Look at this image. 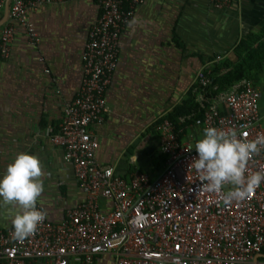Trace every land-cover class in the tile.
<instances>
[{
    "label": "built area",
    "instance_id": "1",
    "mask_svg": "<svg viewBox=\"0 0 264 264\" xmlns=\"http://www.w3.org/2000/svg\"><path fill=\"white\" fill-rule=\"evenodd\" d=\"M55 1L72 0H13L0 33V61L10 54L12 24L37 43L28 11ZM93 1L100 16L81 57V87L51 137L72 164L87 204L60 223L45 219L22 241L13 237V228L0 229V264H94L104 254H112L115 264H264V181L245 200L225 205L223 192L204 190L206 182L189 167L198 154L186 134L215 127L233 129L246 140L264 135L259 90L248 79L220 90L207 71L199 73L192 88L197 112L179 117L177 127L164 118L154 128L162 172L156 178L141 172L128 179L116 175L95 162L98 141L91 129L107 113L105 92L116 67L119 35L143 0ZM206 1L217 9L230 4ZM257 171H264V148L249 161L246 176ZM99 198L110 201V210H98Z\"/></svg>",
    "mask_w": 264,
    "mask_h": 264
},
{
    "label": "crops",
    "instance_id": "2",
    "mask_svg": "<svg viewBox=\"0 0 264 264\" xmlns=\"http://www.w3.org/2000/svg\"><path fill=\"white\" fill-rule=\"evenodd\" d=\"M12 2L0 0V21L7 14L3 25ZM99 16L93 0L55 1L29 10L38 42L33 44L14 22L10 54L0 61V178L18 154L37 156L45 173L37 205L55 224L87 204L72 164L51 137L80 90L81 57ZM263 25L264 0H230L223 9L206 0H143L119 35L116 67L105 92L107 113L91 129L98 141L95 162L125 179L138 172L156 178L164 157L153 124L186 97L199 73L210 76L212 65L223 60L237 63L236 45ZM253 83L264 124V72ZM186 134L193 145L203 137L202 132ZM97 208L107 212L111 203L99 198ZM18 211L0 200L1 230L13 228ZM94 264H115V259L104 254Z\"/></svg>",
    "mask_w": 264,
    "mask_h": 264
},
{
    "label": "clouds",
    "instance_id": "3",
    "mask_svg": "<svg viewBox=\"0 0 264 264\" xmlns=\"http://www.w3.org/2000/svg\"><path fill=\"white\" fill-rule=\"evenodd\" d=\"M242 135H247L242 134ZM264 148V135L255 140L238 137L235 130L224 131L205 127L203 137L195 143L198 158L190 168L196 170L204 190L224 194L225 205L243 201L264 181V171L248 172V163ZM40 159L28 153H20L9 164L6 174L0 178V200L19 211L12 219L13 237L24 240L35 235L47 217L46 211L36 207L44 192Z\"/></svg>",
    "mask_w": 264,
    "mask_h": 264
},
{
    "label": "trees",
    "instance_id": "4",
    "mask_svg": "<svg viewBox=\"0 0 264 264\" xmlns=\"http://www.w3.org/2000/svg\"><path fill=\"white\" fill-rule=\"evenodd\" d=\"M234 53L238 59L237 63L232 64L228 60H223L217 64L214 63L211 67L210 77L213 84L217 85L220 90H225L242 79H248L254 82L257 75L260 72H264V25L260 32L251 34L239 41ZM194 98L191 88L186 97L171 112L153 124V128L164 118L177 127L179 117L197 112V105L194 102Z\"/></svg>",
    "mask_w": 264,
    "mask_h": 264
},
{
    "label": "water",
    "instance_id": "5",
    "mask_svg": "<svg viewBox=\"0 0 264 264\" xmlns=\"http://www.w3.org/2000/svg\"><path fill=\"white\" fill-rule=\"evenodd\" d=\"M6 18H7V14H6L5 17L3 18V20L0 21V27L4 24V22L6 21Z\"/></svg>",
    "mask_w": 264,
    "mask_h": 264
},
{
    "label": "rangeland",
    "instance_id": "6",
    "mask_svg": "<svg viewBox=\"0 0 264 264\" xmlns=\"http://www.w3.org/2000/svg\"><path fill=\"white\" fill-rule=\"evenodd\" d=\"M262 83H263V82H260L259 84H257V87L262 88V87H261V86H262Z\"/></svg>",
    "mask_w": 264,
    "mask_h": 264
}]
</instances>
